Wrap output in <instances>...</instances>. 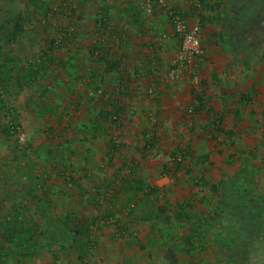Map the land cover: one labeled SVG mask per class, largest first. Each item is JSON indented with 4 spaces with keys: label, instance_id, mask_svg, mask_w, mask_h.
<instances>
[{
    "label": "rangeland",
    "instance_id": "1",
    "mask_svg": "<svg viewBox=\"0 0 264 264\" xmlns=\"http://www.w3.org/2000/svg\"><path fill=\"white\" fill-rule=\"evenodd\" d=\"M168 1L199 87L146 0H0V264H264L263 35Z\"/></svg>",
    "mask_w": 264,
    "mask_h": 264
},
{
    "label": "built area",
    "instance_id": "2",
    "mask_svg": "<svg viewBox=\"0 0 264 264\" xmlns=\"http://www.w3.org/2000/svg\"><path fill=\"white\" fill-rule=\"evenodd\" d=\"M149 6L157 5L168 13L174 26V32L180 40V50L176 54L175 72L177 75L187 73L199 87L200 66L202 64V27L200 24H188L181 14L173 9L168 0H146ZM200 7V0H193Z\"/></svg>",
    "mask_w": 264,
    "mask_h": 264
},
{
    "label": "trees",
    "instance_id": "3",
    "mask_svg": "<svg viewBox=\"0 0 264 264\" xmlns=\"http://www.w3.org/2000/svg\"><path fill=\"white\" fill-rule=\"evenodd\" d=\"M231 10L227 26L235 52L240 56H251L256 51V44L264 39V0H238Z\"/></svg>",
    "mask_w": 264,
    "mask_h": 264
},
{
    "label": "crops",
    "instance_id": "4",
    "mask_svg": "<svg viewBox=\"0 0 264 264\" xmlns=\"http://www.w3.org/2000/svg\"><path fill=\"white\" fill-rule=\"evenodd\" d=\"M212 78H217V72H212ZM211 79V78H210ZM210 81V80H209ZM206 83V82H205Z\"/></svg>",
    "mask_w": 264,
    "mask_h": 264
}]
</instances>
